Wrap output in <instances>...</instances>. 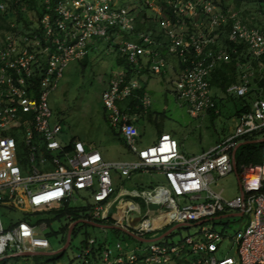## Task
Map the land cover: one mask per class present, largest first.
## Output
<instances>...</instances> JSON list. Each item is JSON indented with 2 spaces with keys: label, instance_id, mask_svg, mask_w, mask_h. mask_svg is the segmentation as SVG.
<instances>
[{
  "label": "built area",
  "instance_id": "1",
  "mask_svg": "<svg viewBox=\"0 0 264 264\" xmlns=\"http://www.w3.org/2000/svg\"><path fill=\"white\" fill-rule=\"evenodd\" d=\"M116 2L96 0L85 12L81 6L66 9L62 1L54 9L46 4L43 10L38 8L41 16L34 21L12 20L14 5L21 4V12L28 10L27 5L0 0V208L29 215L69 206L74 195L83 192L88 206L80 220L148 243L128 249L122 243L113 246L108 239L88 237L70 264H264V75L249 64L237 61L242 74L225 89L238 99H249L240 123L223 142L198 156L186 157L169 133L161 134L154 146H138L139 115L132 109L148 108L151 99L136 93L143 89L141 84L120 74L109 80L103 104L111 126L136 159L107 163L98 150L83 142L59 141L63 130L60 123L52 122L50 94L58 89L69 65L88 55L91 41L108 39L112 30L134 35L117 45L118 51L130 64L144 62V70L155 74L170 68L160 58L157 39L160 34L168 37L169 52L175 51L180 65L172 81L175 95L193 114L217 109L213 78L231 61L227 44L217 45L222 36L233 44V54L239 55L238 48L243 47L255 60L264 57V27L247 24L239 10L214 0H166L173 16H166L157 33L137 31L130 12L117 9ZM249 137L262 140L261 163L238 168L237 152ZM113 173L127 178L149 174L150 179L141 184L143 188L123 190L115 184ZM232 174L239 180L240 192L229 200L217 185L218 179ZM236 218L244 220L232 237L208 225ZM51 222L24 218L6 230L0 215V262L27 264L23 259L30 254L52 255L44 234ZM174 226L197 231L177 244L164 240L176 229L164 238L147 239ZM227 239L237 248L238 259L218 258Z\"/></svg>",
  "mask_w": 264,
  "mask_h": 264
},
{
  "label": "rangeland",
  "instance_id": "2",
  "mask_svg": "<svg viewBox=\"0 0 264 264\" xmlns=\"http://www.w3.org/2000/svg\"><path fill=\"white\" fill-rule=\"evenodd\" d=\"M60 1L66 9L73 11L81 6L84 12L87 11L86 6L96 2V0H36L34 6L43 10L47 4L48 7L52 6L54 9L58 7ZM217 1L224 8H236L238 4L242 19L247 24L264 27V0ZM27 7L28 10L25 12L19 10L23 19L31 18L35 21V17L41 16L39 10L33 8L32 5L29 4ZM115 7L127 9L134 25L144 23L142 27H136L139 32L150 30L157 33L162 29V22L167 16L166 0H117ZM142 11L146 15L145 22L138 17ZM15 17H18L17 12L14 13L12 20ZM203 28L207 31L206 25ZM194 30L196 29L194 28ZM190 31L193 29L190 28ZM160 35L157 36L161 44L158 47L161 53L160 58H164L166 62L173 64L179 71L180 65L175 51L173 54L169 52L168 37ZM131 36L134 37L130 31L124 32L121 29H116L108 33V39L104 37L94 38L88 46V55L78 62L71 63L66 69L58 89L53 91L49 97V104L53 113L52 122L60 123L63 130L59 137L60 142L67 143L73 140L83 142L87 147L98 150L107 163H126L136 159L125 140L111 126L108 120V111L103 104V92L107 88L109 80L118 77L119 74L126 75L130 80L141 84L143 89L136 91V93L139 96L145 94L146 98L151 99V105L148 108L144 107L137 112L139 117L136 124L141 135L138 141L140 148L156 145L162 133H169L179 142L181 152L186 157H193L209 151L235 132L240 123V114L237 112L249 104V99H238L236 96L228 94L225 89L214 86L212 92L216 98L217 109L206 113H191L188 104L179 100L175 95L172 81L176 80V75L173 71L166 68V71L161 74L145 71L144 62L140 66H134L118 51L117 45L123 40H128ZM224 39L222 36L221 41H217V45L221 46L222 42H225ZM247 56L249 55L247 54ZM245 59L246 63L258 72V75H264V69L260 72L262 67H255V60L251 56ZM140 71L142 73H139ZM240 71L237 67V79ZM113 178L119 189L131 190L135 187L143 188L141 184L149 181L150 175L142 176L139 174L127 178L121 177L120 173H113ZM217 189L223 191L226 199L236 198L240 192V184L236 174L218 179ZM87 206V194L79 192L74 195L69 206L53 208L65 209L69 212L76 211L82 217L81 215L85 213ZM53 208H43L29 214L28 219L31 222L49 223L52 221L44 234L47 235L50 252L53 253L52 255H30L22 258L27 261V264H70L78 254L81 242L88 237L99 240L108 239L113 246L116 243H122L128 249L148 246V243L145 242L129 240L130 237L120 230L99 228L84 223L78 218L79 222L71 234V244L64 251L62 249L67 243L69 231L74 222H72V217L67 214L56 216L52 213ZM0 215L6 230L25 218L21 211H10L2 207L0 208ZM241 220L244 219L216 220L208 225L216 227L217 231H222L225 235L232 237L241 228ZM196 231V227H182L176 229L164 240L170 244H177L189 235L193 236ZM53 233L55 234L53 235ZM164 233L166 232L149 234L147 239L159 238ZM231 241L227 239L223 243L218 258L231 256L238 259L237 248L232 245Z\"/></svg>",
  "mask_w": 264,
  "mask_h": 264
},
{
  "label": "trees",
  "instance_id": "3",
  "mask_svg": "<svg viewBox=\"0 0 264 264\" xmlns=\"http://www.w3.org/2000/svg\"><path fill=\"white\" fill-rule=\"evenodd\" d=\"M215 2H218L217 0H214ZM21 3L25 4V5H32L33 8H36L34 6L36 0H20ZM10 3H12V1H10ZM219 3V2H218ZM220 4V3H219ZM221 6H223L221 4ZM19 7H21V4L14 5L13 8L16 9L17 15L19 19H21L22 16H20L22 13L19 12ZM229 8H233L235 10H238V4L237 7H227V9ZM38 10V8H36ZM135 13V12H133ZM167 16L172 17L173 13L171 12L170 7L167 6ZM138 17L142 20L146 19V15L145 12H140L138 14ZM137 17V18H138ZM246 22V21H245ZM144 24V23H143ZM143 24H137V26L142 27ZM228 30V29H227ZM227 44V46L229 47V51L231 53V61L228 64L223 65L222 67H220L218 69V71L216 72V75L213 78V85L214 86H219L221 89H226V86H228L229 84H231L232 82H236L237 79V72H236V68H237V61L242 62V63H246V57H250L247 56L246 51L244 50L243 47H239L238 48V54L239 55H235L232 53L231 49L233 47L232 43H229L228 41L225 40V43ZM239 56V58H238ZM238 58V59H237ZM255 60V59H254ZM254 66L255 67H262L264 66V57L257 59L254 61ZM182 68L184 66H181ZM242 72L240 71L239 75H241ZM262 85L264 86V81H262ZM134 101V100H133ZM135 101L133 102V106H135ZM144 107L142 105H140L139 110H142ZM246 109V107L244 106L239 112H237L238 114H241V112H243ZM132 112H138V109H132ZM163 134V133H162ZM257 139L253 138V137H249L246 139V144L243 145L239 151L237 152V165L238 168H240L242 165H250V164H259L261 163V159H260V149L262 147V143H254V141H256ZM68 206L67 204L63 205V207ZM52 213L56 214V216H61L64 214H67L68 216L72 217L73 221L75 222L78 220V218L80 217L79 214H77V212H69L64 210H60V209H52ZM170 228H168L167 230H169ZM167 230H165L164 232H167Z\"/></svg>",
  "mask_w": 264,
  "mask_h": 264
},
{
  "label": "water",
  "instance_id": "4",
  "mask_svg": "<svg viewBox=\"0 0 264 264\" xmlns=\"http://www.w3.org/2000/svg\"><path fill=\"white\" fill-rule=\"evenodd\" d=\"M254 143H259V144H260V143H262V140H256V141H254ZM245 144H246V142L241 143V147H242L243 145H245ZM234 156H235V155H234ZM236 170H237V166H236ZM152 208L156 209L157 206L153 205ZM112 213H113V208H110V210H109V214L111 215ZM135 217H136V214L133 215V218H135ZM81 221H82V220H81ZM78 222H79V221H78ZM82 222L87 223V224H90V225H93V226H97V227H99V228H110V227H108V226L99 225V224H97V223L90 222V221H82ZM76 224H77V223L73 224V225L71 226V228H70L69 236H68V240H67V243H66V245H65L66 247L70 244V241H71V234H72V231H73L74 227L76 226ZM177 228H178V226H174V227H172L170 230H168L166 233H164L161 237H159V239L164 238V237L170 235V233H171L173 230L177 229ZM138 239L141 240V241H146V240H144V239H142V238H141V239L138 238ZM30 255H41V254H39V253H33V254H30Z\"/></svg>",
  "mask_w": 264,
  "mask_h": 264
},
{
  "label": "crops",
  "instance_id": "5",
  "mask_svg": "<svg viewBox=\"0 0 264 264\" xmlns=\"http://www.w3.org/2000/svg\"><path fill=\"white\" fill-rule=\"evenodd\" d=\"M170 65H171V66H170ZM168 66L170 67L169 69H171V71H173V72L175 73V70H176L175 66H174L173 64H170V63H169ZM176 72H177V70H176ZM24 217H25V219L29 220V219H28L29 215H24ZM77 222H78V220L75 221L73 224H75V223H77ZM169 230H170V229H169Z\"/></svg>",
  "mask_w": 264,
  "mask_h": 264
}]
</instances>
